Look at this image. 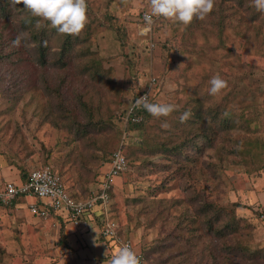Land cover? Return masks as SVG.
<instances>
[{"label": "rangeland", "instance_id": "rangeland-1", "mask_svg": "<svg viewBox=\"0 0 264 264\" xmlns=\"http://www.w3.org/2000/svg\"><path fill=\"white\" fill-rule=\"evenodd\" d=\"M111 1L125 35L142 49H136L130 69L117 55L120 49L104 42V32L91 38L97 56L81 55V43L80 50L74 46L64 54L67 65L59 68L52 54L61 36L47 22L39 28L40 39L52 56L40 65L38 46L13 44L18 25L37 18L5 4L12 15L10 22L0 21V190L6 182L19 183L23 171L46 166L70 195L86 200L108 170L110 153L122 150L127 167L114 179L107 217L120 227L118 240L129 241L147 264H264V149L252 145L253 138L264 141V129L222 130L227 121L245 118L253 105L264 107V14L251 0L238 10L228 6L235 27L223 39L230 57L208 64L170 52L168 65L154 46L151 25L141 19L146 0ZM39 29L35 23L24 32ZM161 32L156 39H165ZM95 57L106 70L104 79L91 73ZM186 67L198 80L208 83L218 75L227 82L216 96L208 86L213 117L180 128L175 111L133 120L132 105L142 93L150 103L176 109L189 101L181 74ZM141 120L139 128L128 125ZM165 122L169 127H161ZM15 202L0 207V264H110L115 252L101 239V217L73 226L66 218L30 213L32 198ZM99 214L97 207L92 217ZM60 230L67 246L58 242Z\"/></svg>", "mask_w": 264, "mask_h": 264}, {"label": "trees", "instance_id": "trees-1", "mask_svg": "<svg viewBox=\"0 0 264 264\" xmlns=\"http://www.w3.org/2000/svg\"><path fill=\"white\" fill-rule=\"evenodd\" d=\"M223 1H226V3L230 2V4L227 5ZM247 1L248 0H215L214 9L205 20L201 21L199 19L194 18L192 23L187 26H182L179 23H173V22L167 26L165 23H163L164 22L163 19L153 20V22L150 25H151V33L153 34L152 36H154L153 38L154 40L153 42L155 44L154 46L159 47L161 49V53L162 52L165 53V55L162 57L163 60L166 61L165 64L168 63L167 57L168 55H170V52H173L179 56L186 54L188 55V57H190V59L191 58L200 59L201 61H203V63L207 62L208 64L212 60L219 61L222 57H230L231 56L229 55L230 52H228L229 51L228 47L223 39L224 31L229 27L231 29L235 27L233 21H230L229 19V15L227 13V10L229 9L228 6H231L234 9L238 10L244 8V3ZM86 2H87V23L81 32L85 34L82 36H80L81 33L79 35H74V36L60 35L61 36V43L59 45L60 49L58 50V52H54V54H52L54 55L53 56L54 64H59V68L64 69L67 65V61L65 59L64 54L68 53L71 50V48H73L74 46H76L80 50L81 43H85L83 47H81V50L79 51L81 55L97 56L98 52L96 50L95 51L91 50L92 46H94L93 43L94 40L91 41V38L97 39L99 37L98 33L104 32V36H105V38H103L104 42L108 40L110 44L119 48L120 51L119 54L117 55L120 56L123 62L127 64L128 69L132 68L131 66H133V64L136 63V61L133 60L132 57L133 54H135L136 49L141 51L142 49H140V46L138 47L135 46L136 42L131 43L130 38H128L125 35L124 29L119 24L117 17L109 9V5L112 1L93 0L92 2L94 3H91L86 0ZM5 4H7L9 8H12V6H14V8L17 7L19 11L24 12L22 4L13 5L11 3V0H0V21L2 22L5 23L10 22V18L12 15L10 10H7V8H5ZM246 10L248 11V8H246ZM141 19L143 20V14L141 15ZM35 23L36 22L33 23L30 21L23 23V25L20 23L18 25V28L21 27L22 29L19 28L20 32H24L29 26H33ZM52 30L54 31L55 29ZM160 31H162L161 33H163L165 39L163 38L156 39L155 36H157V34ZM40 32H41L40 29L39 31L32 30V32L28 36L30 38V42L34 43L36 45L35 47L38 46L37 47L38 63L43 66L50 59V56L52 55L50 54V51H47L48 48L42 45L41 42L42 39H40L42 34ZM1 38H2V33L0 32V44L3 43V39ZM141 51L139 54H141ZM235 59L237 60V58ZM238 60H239V56H238ZM203 71L205 72L204 69ZM91 73L94 74V76L98 77L99 79H104L106 76V70L101 69L100 59H96V57L94 58ZM181 74L182 77L186 78L184 80L185 83L188 84V86L185 88V90L186 92L189 93L190 99L189 101L186 100V101L178 102V106L175 112L177 114V117L179 116V120L176 119L177 125L175 126V128H180L183 125L194 126L195 123L199 121H201L200 123L205 122V119L203 118H209V114H211L210 117H213V109H212L213 99L212 97L207 96L206 94L208 90V86L210 87L209 82L207 83L205 81L206 79L198 80L197 77L191 75L189 73V67H186V69L183 72H181ZM204 74L205 75L203 76H206V73ZM152 80L153 82L156 81L155 78H153ZM0 95H2V92H0ZM148 102L149 103L151 102V98H148ZM261 106L262 104L253 105L248 111V114L245 118H239L233 124H231L230 121H227L223 126L222 130H224L225 132H229L230 130H233L243 134V132L245 133L257 132L259 128L264 129V107ZM203 109H205V112H203ZM186 111L190 112V117L184 123H181L180 116ZM218 112H215L214 116L218 114ZM131 116L133 120L137 119L138 116H142L144 117L143 120L146 121V119L151 115L141 107L138 109H132ZM219 117H220L219 114L216 115L214 117V120L219 119ZM128 125H130L132 129V128H139L144 124L141 120L137 122L129 121ZM202 129L203 128L198 130H202ZM189 130H190L189 131L190 135H192L193 129L190 128ZM252 145L255 146L257 145L255 149H264V141H260L257 138H253ZM245 149H247V147ZM114 153L115 152L110 153L108 161L110 162L112 161ZM121 154L125 158V161L127 163V158L125 157L122 150H121ZM122 173H124V171L121 172L119 176ZM29 174L30 172L24 174L23 171V173L20 176V182L22 183L27 182ZM112 191H113V187L109 192V198L112 197ZM90 193L91 192H88L87 194L88 197L91 196ZM69 196H71L75 200H78V198H75L70 194ZM2 207H6V206H2ZM92 214L93 213H91L90 215L91 218L96 219V217L98 218L101 217L100 220L103 219V215L101 213L98 216H94V217H92ZM54 217L57 216L54 215ZM120 232L121 230L120 227L118 226L117 237L120 234ZM59 236H60L58 241L59 244L63 247L67 246L66 235L64 233V230L63 231L60 230ZM101 239L107 242L110 248L112 249V251H114L115 253L120 249V247H118L119 245H117L114 239L104 238V237H101ZM116 246L118 250L116 249ZM137 252L142 254L140 251ZM143 258L145 264H147L146 257L143 256Z\"/></svg>", "mask_w": 264, "mask_h": 264}, {"label": "clouds", "instance_id": "clouds-1", "mask_svg": "<svg viewBox=\"0 0 264 264\" xmlns=\"http://www.w3.org/2000/svg\"><path fill=\"white\" fill-rule=\"evenodd\" d=\"M13 5H23V10L32 18H37L36 28L39 29L47 22L48 27L55 29L59 35H79L87 23L86 0H11ZM148 11L145 13L147 24L153 22V17L173 23L187 26L193 19L205 20L213 11L215 0H146ZM251 6L264 14V0H251ZM145 31L147 29H144ZM26 49H32L36 45L30 42L28 33L21 32L14 40V46H20L21 42ZM209 94L216 96L227 88V82L220 76H214L209 81ZM143 108L152 117L159 119L168 117L176 108L168 103H149L148 97H140L132 105V109ZM190 117V112H184L180 116V122L184 123ZM163 128L169 127L165 122ZM110 264H141L140 259L127 246L120 248L111 258Z\"/></svg>", "mask_w": 264, "mask_h": 264}, {"label": "built area", "instance_id": "built-area-1", "mask_svg": "<svg viewBox=\"0 0 264 264\" xmlns=\"http://www.w3.org/2000/svg\"><path fill=\"white\" fill-rule=\"evenodd\" d=\"M145 20V15L143 16ZM153 81V80H152ZM127 167L125 158L119 151L113 155L108 170L103 174L98 183V189L86 200H75L66 192L62 179L49 167L34 169L30 172L27 182L4 183L0 190V207L15 204L19 197H29L34 202L28 204V210L33 215L41 218H49L54 215L60 219L66 218L73 226H78L81 220L90 217L94 209L99 207L103 215L101 235L111 238L119 243V247L127 245L145 264L143 256L133 249L127 240H118V225L107 217V206L109 203V192L114 184V179Z\"/></svg>", "mask_w": 264, "mask_h": 264}, {"label": "crops", "instance_id": "crops-1", "mask_svg": "<svg viewBox=\"0 0 264 264\" xmlns=\"http://www.w3.org/2000/svg\"><path fill=\"white\" fill-rule=\"evenodd\" d=\"M87 218H89V217H86V218H84V219H87Z\"/></svg>", "mask_w": 264, "mask_h": 264}]
</instances>
